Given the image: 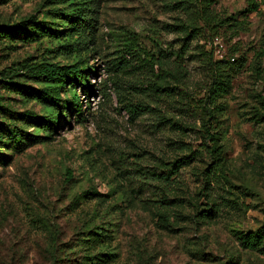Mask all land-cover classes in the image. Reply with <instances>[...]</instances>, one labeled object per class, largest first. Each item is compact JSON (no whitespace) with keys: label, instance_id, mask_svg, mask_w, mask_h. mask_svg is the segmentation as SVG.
Wrapping results in <instances>:
<instances>
[{"label":"rangeland","instance_id":"obj_1","mask_svg":"<svg viewBox=\"0 0 264 264\" xmlns=\"http://www.w3.org/2000/svg\"><path fill=\"white\" fill-rule=\"evenodd\" d=\"M85 1L0 0V264H264L237 240L264 226V3L215 0L208 24L193 0H102L77 53L53 12ZM24 62H83L92 94L66 85L52 107Z\"/></svg>","mask_w":264,"mask_h":264},{"label":"trees","instance_id":"obj_2","mask_svg":"<svg viewBox=\"0 0 264 264\" xmlns=\"http://www.w3.org/2000/svg\"><path fill=\"white\" fill-rule=\"evenodd\" d=\"M260 1L264 3V0ZM251 2L253 4V9H258L260 5L259 2L257 0H251ZM188 3L196 8L195 12L199 16L200 20H203L208 24H213L216 22L214 16L211 14L210 9L215 3V0H193V2L189 1ZM101 7L102 0H86L84 3L79 5L77 9V16L66 14L61 10H56L53 12L55 16L63 17L70 21V31L72 32V35L76 37L74 45L76 47L77 53L87 50V42L92 38L96 30ZM36 25H38V23H36ZM43 30L44 29L41 31ZM196 36V30H191L189 40H192ZM213 36H217V34H214ZM208 52L210 58L217 62L219 66L227 67L236 63V60L235 62H231L230 60L221 61L216 59L213 51L209 48ZM83 65V62H79L71 66H60L51 63L29 65L26 62H24V64H19L21 70H23L25 75H27L29 78L48 84L46 89L39 92V98L52 107H55L59 104L61 99V89L66 85H69L70 89H76L77 86H80L83 89L85 95L89 96L92 94L93 90L88 76L84 73ZM3 76L9 79L12 78L10 73H4ZM74 102L77 104L78 112H82L83 108L77 94L74 96ZM125 108L128 111L131 120H137L147 112V108L144 105L135 106L132 103H128L125 105ZM28 116H30L34 121L42 123L52 130L57 128L58 118L56 117H40L32 113H28ZM186 165H188L187 161L184 159H179L167 166L166 174L153 173L150 175L152 176L153 180L170 182L172 181V178L178 175L180 170ZM237 240L243 248L255 250L261 255H264V226L256 232L239 233ZM89 241H91V239Z\"/></svg>","mask_w":264,"mask_h":264},{"label":"built area","instance_id":"obj_3","mask_svg":"<svg viewBox=\"0 0 264 264\" xmlns=\"http://www.w3.org/2000/svg\"><path fill=\"white\" fill-rule=\"evenodd\" d=\"M207 47L211 49L214 53L216 59L221 61H228L235 62V58H229L226 54V46L223 42L222 38L219 36H214L211 42L207 43Z\"/></svg>","mask_w":264,"mask_h":264}]
</instances>
